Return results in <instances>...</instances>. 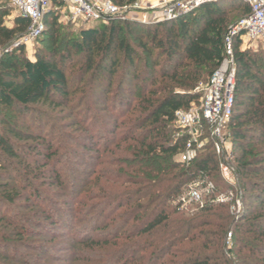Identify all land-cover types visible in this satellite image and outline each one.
<instances>
[{"label": "trees", "instance_id": "obj_1", "mask_svg": "<svg viewBox=\"0 0 264 264\" xmlns=\"http://www.w3.org/2000/svg\"><path fill=\"white\" fill-rule=\"evenodd\" d=\"M8 1L0 0V4ZM109 1L126 6L137 0ZM228 1L229 8L222 9ZM228 1L155 25L96 22L102 25L81 29L65 44L67 36L49 11L40 37L52 28L49 53L37 50L33 61L22 56L24 48L2 55L0 108L18 112L22 118L37 105L51 112L69 110L72 115L77 108L74 96L89 73L91 78L96 76L94 82L103 83L111 80L120 65L136 68L138 62L144 69L132 79L140 82L132 106L113 105L108 126L98 132L95 126H87V120L81 124L86 141L78 143L94 154L86 166L68 167L73 152L57 156L61 148L67 150L63 142L55 147L52 136L47 139L42 131L32 129L23 134L9 116L0 119V264H26L14 253L20 249L18 244L34 236L27 224L47 232L60 225V216L69 223L76 219L78 206L91 208L88 216L95 209L109 212L103 214L104 226L92 232H108L113 242L102 243L91 236L76 242L87 248L100 246L99 264H264V56L240 51L239 37L232 39L236 75L228 132L242 194L240 215L231 214L229 203L216 201L231 187L226 184L229 190L225 191L220 186L219 161L211 143L192 163L175 161L185 139L175 137L174 114L198 103L200 95L195 90L208 82L222 62L224 38L238 14L249 15L246 4ZM52 2L57 6L56 0ZM234 12L237 15L232 16ZM6 15L0 12V48L4 50L29 25L17 17L14 27L6 28L2 23ZM135 30L147 33L145 41L138 39L143 59L127 38L119 37ZM62 47L65 51L60 52ZM79 54L85 63L71 70L69 63ZM109 92V88L102 91ZM122 109L130 114L127 119L119 113ZM24 140L26 146L20 145ZM205 178L214 191L204 196L203 206L179 210L174 203L187 186ZM228 234L230 248L226 247Z\"/></svg>", "mask_w": 264, "mask_h": 264}, {"label": "built area", "instance_id": "obj_2", "mask_svg": "<svg viewBox=\"0 0 264 264\" xmlns=\"http://www.w3.org/2000/svg\"><path fill=\"white\" fill-rule=\"evenodd\" d=\"M55 12L67 22L81 24L108 23L110 21L136 22L142 25H155L175 21L192 14L205 5L228 0H151L142 5L137 0L126 6H117L109 0H56ZM249 7V15L230 28L224 38V57L219 67L207 83L195 92L201 93L196 104L187 110L174 114L176 139H185L182 150L177 154V162L188 165L196 160L199 153L211 143L215 155L220 158L221 177L238 191H228L218 195V203H229L230 212L236 218L242 209V194L237 189V179L231 162L233 152L228 132L234 108L236 68L233 56L232 39L239 37L245 43L264 44V0H239ZM10 6L17 17L25 19L29 25L25 33L6 50L28 48L42 36L45 30V17L53 8L52 0H10ZM214 191L213 184L205 179L194 180L187 186L175 205L179 210L190 205L203 206L204 196Z\"/></svg>", "mask_w": 264, "mask_h": 264}, {"label": "rangeland", "instance_id": "obj_3", "mask_svg": "<svg viewBox=\"0 0 264 264\" xmlns=\"http://www.w3.org/2000/svg\"><path fill=\"white\" fill-rule=\"evenodd\" d=\"M149 2H151V0H143L142 5L147 6L149 5ZM230 3L231 1L223 3L224 6H221V8L228 9ZM54 8L55 6L53 5L51 11L54 13V16H56L59 29H63L67 36L64 38V44L70 39L76 38L81 29L95 26L100 27L102 25L101 23L81 24L80 22H67L62 19L58 12H55ZM1 11H6L7 13V15L2 18L3 25L9 29L13 28L14 20L17 18V15L10 6V0L0 4V12ZM231 15L235 16L237 14L234 12ZM238 15L237 20L232 26L236 25L247 16L243 13ZM51 31L52 28L49 27L47 33L34 43L33 46L23 50L22 56H25L27 59L33 61L37 50H43L45 54L49 53L52 50V47L48 42L52 36ZM119 37L120 39H123L124 37L127 38L129 44L140 55L141 59L145 57L138 46V39L141 38L145 41L147 38L146 31L135 30L131 35L124 31ZM64 47H62L60 52L65 51ZM240 51H248L253 55L263 57L264 44L259 42L243 44V42H241ZM5 53L6 50L0 48V58ZM84 59L83 54L76 55L69 63V66L72 67L71 70L79 69L85 63ZM118 59L119 63H121L122 56L120 54ZM143 69V63L139 64L138 62H136V68H127L124 65H120L117 69V73L111 78V80L108 78L103 83L94 82L93 80L96 76L91 78L92 74L89 73L80 85L82 90L74 96L73 104L77 105V108L72 115H70L69 110L62 111L57 109L51 112L45 106L42 107L37 105L34 106L33 110H31V112L23 118L18 115V112L2 110V108H0V119H3L5 116H9V121L11 123H17V130L23 134L30 133L29 129H32L36 133L38 131H42V134L47 139H50L49 135L52 136V145H55V143H57V145H61V142H63L67 145V150L64 151L61 148V150L57 153V156H69V153L73 152L74 155L70 156L71 162L68 164V167L75 168L77 165L86 166L87 161H90L91 158L94 157V154L87 153L86 150H84V148L78 143V141H80L81 144L86 141V135L83 130L84 126L81 124H83V121L87 120V126H95V132H98L101 130V127L103 128L104 126H108L106 124L110 120V115L112 114V110H110V108L113 105L118 107L117 105L121 102L132 106L134 103L133 100H135L138 96L140 85L138 80L133 81L132 79L135 77V74L139 75ZM124 74L125 76L123 79V77L120 76ZM70 79H73V77ZM203 85L204 84H200L199 88ZM108 88L110 92L107 95L103 94V89ZM196 93H198L201 97V93ZM42 113H46L47 116ZM119 113L123 114L126 119L130 116V114L125 112V109H122ZM50 117L53 119H50ZM99 121H103V123L100 124ZM73 124H77V126H80L81 129L78 130L77 126H73ZM1 129L4 130L5 128L1 126ZM88 131L89 130H87V132ZM26 143L28 142L24 140L20 143V145L26 146ZM57 145H55V147ZM231 150L233 152V144H231ZM175 161H177L176 157ZM218 161L220 162V158H218ZM35 184H38V182H35ZM226 184L231 187V191H238L222 178V184L220 186H223V190L225 191L229 190V187ZM87 207L88 206L75 207L74 211L77 213V216L76 219L70 221V223L64 216H60V225H55L47 232L44 228L38 229L33 225L27 224V227L30 226V230L34 232V236L33 238L26 237L28 238V240H25L26 243L23 242L17 245L20 249L17 253H14L15 257L22 259L21 261H24L26 264H99L98 254L101 252L99 250L100 246L87 248V246H83L84 244L79 245L76 242L80 240L81 242H84L82 239H86L89 236L97 241L100 240L102 243H104L105 240L107 243L113 242L112 237L108 232H92V229L98 227L100 228L104 224L105 217L103 214L107 215L109 212L107 210L99 211L98 209H95L92 210L93 213L88 216L91 208L89 209V207ZM36 219H38V217ZM231 244L232 240L228 234L226 247L230 248Z\"/></svg>", "mask_w": 264, "mask_h": 264}]
</instances>
